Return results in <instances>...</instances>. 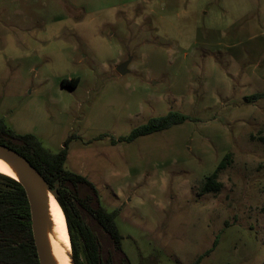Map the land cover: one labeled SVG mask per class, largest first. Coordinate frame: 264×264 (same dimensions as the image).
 <instances>
[{"label":"rangeland","instance_id":"374dc122","mask_svg":"<svg viewBox=\"0 0 264 264\" xmlns=\"http://www.w3.org/2000/svg\"><path fill=\"white\" fill-rule=\"evenodd\" d=\"M258 92L264 0H0V118L51 152L68 141L131 264H264ZM171 110L190 117L121 140Z\"/></svg>","mask_w":264,"mask_h":264},{"label":"trees","instance_id":"16d2710c","mask_svg":"<svg viewBox=\"0 0 264 264\" xmlns=\"http://www.w3.org/2000/svg\"><path fill=\"white\" fill-rule=\"evenodd\" d=\"M71 86L79 83V78L69 80ZM65 82V81H64ZM68 82V81H66ZM264 97V92H258L248 99L257 100ZM190 116L178 110H171L164 116L152 117L148 122L134 127L130 134L121 137V140L132 141L140 136L164 130L174 124L187 120ZM0 142L16 149L24 155L46 178L52 187L58 186V201L60 202L67 219L70 232L73 257L75 264H113V257L107 254L104 248L111 251L114 244L122 259L118 264H130L129 259L122 251V235L119 231L116 216L118 211L107 210L99 204L97 191L88 179L78 173L65 168L68 154V141L57 153L51 152L43 146L41 140L34 134H19L10 129L3 118H0ZM231 154L218 163L215 171L206 177L203 185L204 192H218L222 183L218 180L220 172L231 162ZM62 183V184H61ZM82 187L93 189L92 195L80 196ZM96 201V206L91 203ZM85 212L92 218V222L102 233H96L93 226L88 225L84 218ZM111 238L108 241L105 237ZM104 241V247L100 244ZM217 239L214 242L215 246ZM81 246L85 252V259L81 256ZM211 251V250H210ZM210 251H207L210 252ZM207 255V254H206ZM201 255L194 264H197ZM125 262H124V261ZM115 261V259H114ZM0 264H40L37 248L33 238L32 220L29 200L26 191L20 182L0 172Z\"/></svg>","mask_w":264,"mask_h":264},{"label":"water","instance_id":"95a60500","mask_svg":"<svg viewBox=\"0 0 264 264\" xmlns=\"http://www.w3.org/2000/svg\"><path fill=\"white\" fill-rule=\"evenodd\" d=\"M129 62L130 60L118 65L117 71L121 75L128 72ZM0 161L9 167L14 172L15 176L6 173L3 174L20 182L26 191L31 210L33 238L40 264H59L52 248L51 236H57L60 241H62V238L52 218L51 198L57 202L65 216L69 234V244L68 246L64 244L63 249L66 253L69 264H75L66 215L58 201L59 184L56 183V185L52 187L42 173L24 155L1 142Z\"/></svg>","mask_w":264,"mask_h":264},{"label":"bare ground","instance_id":"6f19581e","mask_svg":"<svg viewBox=\"0 0 264 264\" xmlns=\"http://www.w3.org/2000/svg\"><path fill=\"white\" fill-rule=\"evenodd\" d=\"M0 172L15 176L14 172L9 167H7L2 161H0ZM51 213L52 218L56 224L58 232H60L61 234V238L63 241L62 244V241H60L57 236H51V244L53 251L56 255L59 264H69L68 258L63 249L64 244L67 246L69 244V234L66 226L65 216L60 206L53 198H51Z\"/></svg>","mask_w":264,"mask_h":264},{"label":"flooded vegetation","instance_id":"af4514ba","mask_svg":"<svg viewBox=\"0 0 264 264\" xmlns=\"http://www.w3.org/2000/svg\"><path fill=\"white\" fill-rule=\"evenodd\" d=\"M88 225H90V226H93L94 228H95V230L94 231H96V233H98V231H97V227H96V224L95 223H90V222H86ZM99 238V237H98ZM106 239H108V241L109 240H111V238H110V236L108 237H105ZM99 242H100V244H102V246L104 245V239H101V237L99 238ZM104 247V246H103ZM111 247H112V249H111V251H108V250H106L107 251V254L108 253H110L111 255H112V257H113V264H118V258L119 259H122V253H118V251H117V249H116V247H115V245L114 244H112L111 245ZM123 251V250H122ZM124 252V251H123ZM126 253V252H125ZM124 253V254H125ZM126 255V254H125ZM127 256V258H128V255H126ZM114 259H115V261H114ZM129 259V258H128ZM124 261V260H123ZM125 262V261H124ZM129 263H130V260H129ZM131 264V263H130Z\"/></svg>","mask_w":264,"mask_h":264}]
</instances>
